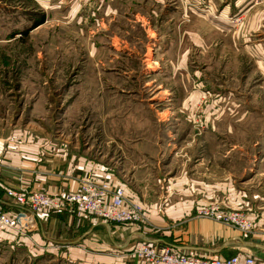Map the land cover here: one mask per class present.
Listing matches in <instances>:
<instances>
[{
  "label": "rangeland",
  "instance_id": "obj_1",
  "mask_svg": "<svg viewBox=\"0 0 264 264\" xmlns=\"http://www.w3.org/2000/svg\"><path fill=\"white\" fill-rule=\"evenodd\" d=\"M41 139L110 165L135 147L161 150L170 199L201 197L203 184L214 197L205 206L239 202L224 209L254 221L264 211V0H0V143ZM180 177L187 184L171 185ZM113 225L162 228L146 216ZM6 241L0 264H78Z\"/></svg>",
  "mask_w": 264,
  "mask_h": 264
},
{
  "label": "crops",
  "instance_id": "obj_2",
  "mask_svg": "<svg viewBox=\"0 0 264 264\" xmlns=\"http://www.w3.org/2000/svg\"><path fill=\"white\" fill-rule=\"evenodd\" d=\"M253 6L252 3L251 8ZM6 143L0 154V206L4 212L15 215L22 210L10 204L5 193L9 189L42 191L62 197L77 191L83 179L105 180L123 189L128 198L143 208L146 218L162 226L160 233H151L140 227L120 229L70 209L39 211L36 225L27 236L6 234L1 237L10 248L22 246L32 256L53 255L63 259L67 256L69 262L78 264H88L92 256L97 255H101L103 261L96 264H113V260L116 264H137L124 257L137 244L146 242L169 246L177 253L207 258L224 259L234 250L241 251L252 255L257 264H264V211H256L258 215L253 213L254 232L247 235L205 220L197 211L214 198L209 194V186L197 187L201 197L170 199L167 194L171 179H162L160 164L156 162L161 150L144 151L135 147L122 154L121 164L110 165L91 161V154L80 155L66 148L52 150L53 146L44 144L42 139L28 140L27 144L17 146L7 140ZM126 158L135 159L136 164L128 167ZM188 180L180 177L171 185L187 184ZM163 183L166 192H163ZM223 201L222 208L227 205L243 208L244 205Z\"/></svg>",
  "mask_w": 264,
  "mask_h": 264
},
{
  "label": "built area",
  "instance_id": "obj_3",
  "mask_svg": "<svg viewBox=\"0 0 264 264\" xmlns=\"http://www.w3.org/2000/svg\"><path fill=\"white\" fill-rule=\"evenodd\" d=\"M0 143V154L3 152ZM6 197L13 207L22 210L15 215L4 212L0 206V236H27L36 225L39 211L62 212L70 209L112 224H136L145 219L143 208L128 198L123 189L105 180L83 179L78 190L57 197L42 191L6 190ZM25 210V211H23ZM202 217L233 226L247 233L253 220L241 211H230L219 206H201L197 211ZM124 258L137 264H257L250 254L239 251L228 258H207L177 253L169 246L142 242Z\"/></svg>",
  "mask_w": 264,
  "mask_h": 264
}]
</instances>
